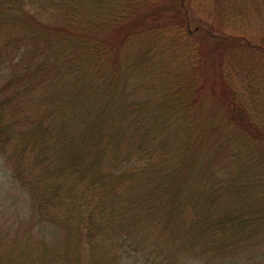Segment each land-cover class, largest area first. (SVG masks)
Listing matches in <instances>:
<instances>
[{"label":"trees","instance_id":"obj_1","mask_svg":"<svg viewBox=\"0 0 264 264\" xmlns=\"http://www.w3.org/2000/svg\"><path fill=\"white\" fill-rule=\"evenodd\" d=\"M157 1L0 0V152L30 223L0 220V264H264V89L221 70L235 38Z\"/></svg>","mask_w":264,"mask_h":264},{"label":"rangeland","instance_id":"obj_2","mask_svg":"<svg viewBox=\"0 0 264 264\" xmlns=\"http://www.w3.org/2000/svg\"><path fill=\"white\" fill-rule=\"evenodd\" d=\"M180 1L182 0H159L157 1V5H160L158 7L163 8L164 10H167V8L174 10L179 6ZM183 1L188 3L190 29H194L202 23L201 25H204L206 28L209 27L212 30L216 29V31H221L223 35L233 37L237 40L238 44L241 43L237 46V54L233 56H225V54L223 55L221 59L223 66L220 60V65L223 68H221V70L227 74L226 77H228L232 83H235L236 88L239 87L242 90L247 89V91L257 92V88L255 86H249L250 81H252L258 87L264 89V83H260L259 80H263V78H260V76L264 77V11L250 12L252 6L250 4H243V1L248 2L247 0H243L241 3L240 0H234L233 5L229 7L231 15L230 17L227 16V18H225L222 23L223 26L221 25L222 29L219 30V28L216 27V22L213 24L212 16L209 15L211 9L210 3L212 0ZM203 35V28L195 30V32H193L189 38V42L195 45L200 39L205 41ZM246 41H248L247 43L253 45L254 48L258 47L260 51L255 55L248 54L250 56L247 55L248 50H245L246 53H242L239 48H241V45L245 46L244 42ZM206 66L208 73H210L211 76L210 80L212 81L215 78V75L212 73H216L218 66L215 65L212 57L207 58ZM243 100L247 101L246 95L243 97ZM259 101L262 102V99ZM9 174L10 166L7 164V160L5 159L4 155L0 152V220L2 222L6 221V223H10L11 221L19 223L20 221H24V227H27L30 223L27 220L19 218L18 215L22 214L25 217L28 211V206H23L22 203H20L21 200H16L17 202L14 201V196H12V193L10 192L12 191L14 194L15 192L11 183V179L9 178ZM19 207H27V211L20 210ZM24 248L25 247L22 246L21 251L22 249L26 251L28 250L27 247L26 249ZM29 251L31 252L30 248L28 252ZM20 254H18V256L11 254L9 257L6 256L5 264H38L32 263L30 259H25V255L21 257ZM130 260L126 259L124 264H132L133 260H131L132 262Z\"/></svg>","mask_w":264,"mask_h":264}]
</instances>
